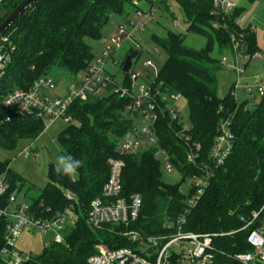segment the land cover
Wrapping results in <instances>:
<instances>
[{
  "label": "trees",
  "instance_id": "obj_1",
  "mask_svg": "<svg viewBox=\"0 0 264 264\" xmlns=\"http://www.w3.org/2000/svg\"><path fill=\"white\" fill-rule=\"evenodd\" d=\"M20 1L3 0L0 9L7 14ZM175 1L186 22V31L206 36L208 45L195 49L185 44L184 33L167 28L163 35L152 33L150 40L166 57L157 74L148 72L146 79L161 93H180L186 99L189 142L184 135H176L174 131L179 125L165 115L155 124L157 145L171 155V162L183 179L201 175L204 169L201 163L208 164L212 175L204 193L188 208L187 199L194 188L182 192L180 184L165 183L161 179L162 162L154 156L155 147L119 154L116 142L135 127L136 117L126 109L128 99L111 92L91 95L85 100L75 99L68 108L72 120L57 138L64 155L81 160L82 167L73 182L67 176H58L54 164H49L48 180L32 197L29 207L41 219L67 209L76 217L64 229L63 241L45 243L41 253L23 264H88L87 258L94 253L97 242L109 248L134 246L129 238L121 235L125 230L123 225L91 228L86 223L90 202L101 194L112 158L123 161L120 196L128 199L132 194H139L142 200L136 220L126 229H136L143 236L171 234L176 230L178 219L185 215L184 230L218 234L212 238L213 264H241L234 255L252 250L247 235L255 225L242 227L251 212L264 202V91L252 108L247 107L246 101L236 99L234 86L220 97L217 94L220 64L211 56V48L214 43L220 49L230 47V36L234 35L242 43V52L253 53L258 50L255 32L238 24L243 7H234L221 17L211 13L212 0ZM133 8L132 0H37L4 33L9 36L11 60L0 78V101L5 93L30 87L37 78L50 75L54 68L74 76L82 73L96 56L86 39L100 40L112 13L126 17ZM160 11L162 16L173 15L169 0L160 1ZM155 23L163 25L158 20ZM140 52L131 47L127 54L133 60ZM121 74L122 83L127 84L128 72ZM9 81L13 87L7 84ZM6 116H10L9 121L5 120ZM225 118L230 121L232 148L224 162L214 166L209 162L210 149L219 122ZM43 129L40 118L17 114L0 103V147L13 149L18 140H34ZM193 142L201 145L194 165L186 160ZM8 179V194L25 184L10 168ZM67 193L72 199L66 197ZM2 242L0 230V247ZM0 264H5L1 255Z\"/></svg>",
  "mask_w": 264,
  "mask_h": 264
},
{
  "label": "built area",
  "instance_id": "obj_2",
  "mask_svg": "<svg viewBox=\"0 0 264 264\" xmlns=\"http://www.w3.org/2000/svg\"><path fill=\"white\" fill-rule=\"evenodd\" d=\"M147 2L148 6L143 8L140 2ZM161 0H132L134 5L133 17H123V23L118 24L116 31L112 34L99 55L89 63L86 69L78 78L75 75L74 82L70 84L65 94L57 99H52L44 93V89H54V78L46 75L34 80L30 87L26 89L15 88L5 93L0 101L1 105L17 114H32L40 118L43 123V131L56 119L62 118L67 123L72 120L68 113L70 104L75 99L85 100L91 95H101L108 92L119 98L128 99L126 109L134 116L140 117L142 126L139 130L135 127L126 133L116 142V148L120 155L134 153L141 148L155 147V158L161 160L167 171H172L175 167L171 162V155L163 148L158 147L155 133V124L167 115L171 121L178 124L176 135H184L186 142L189 136L186 131L190 130L187 119L180 117L176 108V103L181 99L180 93H161L154 89L149 81L144 78L141 70H133L132 65L128 71V83H122V77H114L113 72L106 67L107 60L116 65L119 61L116 57L117 50L123 42L135 40L145 26L155 20L160 10ZM211 13L223 17L229 13L235 4L232 0H212ZM174 25H178L176 19ZM218 24L215 23L216 27ZM232 47L235 52V63L232 65L237 76L234 86V95L238 84L242 79L244 69L241 68L238 60V53L241 54L243 65H247L252 59L259 56L258 53L250 54L242 52V43L231 36ZM8 44V45H7ZM9 36L0 37V78L3 76L7 64L11 60ZM157 51V48H156ZM122 62V61H121ZM223 57L221 63L225 64ZM124 63V62H123ZM123 65V64H122ZM147 68H153V75L158 69L151 60L144 63ZM149 71H146V75ZM152 75V76H153ZM140 80L141 82H137ZM245 91L252 93L251 86H244ZM257 91L262 94L264 82L257 86ZM135 118V119H136ZM134 119V120H135ZM6 121L10 116L5 117ZM229 119H221L218 125V132L210 149L209 162L214 166L221 165L231 152L233 134L229 129ZM186 154V160L194 165L198 161L201 145L193 142ZM28 155L27 150L21 153ZM201 175H194L190 178L195 180L193 193L188 197V208L193 207L204 193L209 184L211 172L207 169L208 164L201 163ZM123 161L119 158L109 160V175L105 181L101 194L91 200L86 215V223L91 228H100L108 224L125 226L122 236L129 238L134 243L133 247L123 246L109 248L101 242L94 244V253L87 258L88 264H213L212 238L216 233H200L183 229L185 215L176 222V230L171 234L143 236L138 230L126 229L136 220L142 200L139 194H132L128 199L121 197L120 173ZM9 165L0 163V224L3 242L0 247V255L5 264H23L30 259V255L22 253L15 247V242L19 235L25 230H39L41 232L53 231L54 237L51 241L61 242L64 239V229L66 220L70 215L66 212L56 213L53 217L41 219L35 217L30 211L29 204L18 199L19 190H13L9 194L10 182L8 179ZM180 191L184 189L180 187ZM68 199H72L71 194H66ZM72 212V211H71ZM75 215V214H74ZM76 216V215H75ZM255 225L247 235V242L252 247L251 251L239 252L234 255L241 264H264V202L258 210L252 211L250 217L245 219L242 227Z\"/></svg>",
  "mask_w": 264,
  "mask_h": 264
},
{
  "label": "rangeland",
  "instance_id": "obj_3",
  "mask_svg": "<svg viewBox=\"0 0 264 264\" xmlns=\"http://www.w3.org/2000/svg\"><path fill=\"white\" fill-rule=\"evenodd\" d=\"M235 7H243L238 17V24L241 28L249 27L255 32L256 42L258 50L255 51L259 54L256 58L252 59L247 65H243L241 61V54L238 53V62L241 68L244 69L242 79L238 84V88L235 91L236 99L240 102L246 101V105L252 108L260 98V94L257 91V86L264 82V0H232ZM140 5L143 8L148 6L147 2L142 1ZM170 10L173 15L170 17L164 14L162 16L159 10L155 20L148 23L145 28L136 36L135 40H129L123 42L122 46L117 50L116 57L119 61L116 65H112L111 60H107L106 67L116 74V77L120 79L122 73L121 61L126 57L128 50L133 47L140 49V55L138 58L132 60L133 70H141L146 78V71L152 72L153 68H147L144 63L147 60H151L157 69L163 64L165 60V53L160 49L156 52V45L150 40L152 33L163 35L165 29H171L176 32L185 34V44L195 48L201 49L208 45V39L206 36L197 34L191 31H186V22L183 19L182 12L175 0H169ZM162 16V18H161ZM127 17H133V10L131 9ZM178 22V25H174V20ZM156 20L162 23L159 26L155 23ZM123 15L118 13H112L104 25L102 30V38L100 40L86 39L87 43L92 47L95 55H99L103 49L105 43L110 40L112 34L116 31L118 24L123 23ZM230 47L220 49L216 43L211 48V56L214 57L220 64V68L217 73V94L220 97H224L229 90L235 86L237 82V76L232 68L235 63V52L232 47V41L230 36ZM241 43V42H240ZM253 52V53H255ZM250 53V54H253ZM226 58L225 64L221 63L222 58ZM54 78L55 88L44 89V93L52 99H57L65 94L67 87L74 82L75 76L68 71L60 68H54L49 75ZM77 77H81V73L77 74ZM137 82H141L138 80ZM7 84L13 87V82L9 81ZM250 85L252 93L246 92L243 87ZM101 94V96H103ZM176 108L179 111L180 117L187 119V101L184 97L176 103ZM68 123L62 118L54 120L36 139L23 138L18 140L16 147L13 149H7L0 147V163H8L10 170L20 176L25 181V184L20 187L18 199L26 204H30L32 197L36 196L39 190L46 184L47 171L49 164H54L58 155L63 154V149L58 142L59 132ZM134 126L139 130L142 126L141 118L137 117L134 120ZM27 150L28 155L21 154ZM161 179L165 183L180 184L185 190H189L192 185L195 184V180L190 177L183 179L181 173L177 169L167 171L162 163L161 165ZM27 186L30 189H27ZM66 215H70V219L66 220L67 225H72L75 219L73 212H66ZM54 237L53 231L41 232L39 230L25 229L17 238L15 247L22 253L29 254L30 256H36L43 250L45 243L50 242Z\"/></svg>",
  "mask_w": 264,
  "mask_h": 264
},
{
  "label": "water",
  "instance_id": "obj_4",
  "mask_svg": "<svg viewBox=\"0 0 264 264\" xmlns=\"http://www.w3.org/2000/svg\"><path fill=\"white\" fill-rule=\"evenodd\" d=\"M3 0H0V2ZM37 0H21L15 8H13L9 13L6 14L3 10L0 9V37L5 33L9 26L32 4ZM132 60L131 55L127 54L122 65V71L128 72L131 68Z\"/></svg>",
  "mask_w": 264,
  "mask_h": 264
},
{
  "label": "clouds",
  "instance_id": "obj_5",
  "mask_svg": "<svg viewBox=\"0 0 264 264\" xmlns=\"http://www.w3.org/2000/svg\"><path fill=\"white\" fill-rule=\"evenodd\" d=\"M83 162L71 155L60 154L56 157L54 171L58 176H67L73 182L78 176V170L82 167Z\"/></svg>",
  "mask_w": 264,
  "mask_h": 264
}]
</instances>
